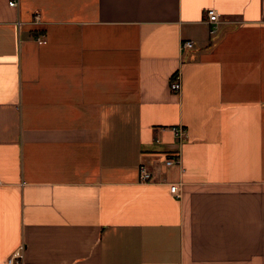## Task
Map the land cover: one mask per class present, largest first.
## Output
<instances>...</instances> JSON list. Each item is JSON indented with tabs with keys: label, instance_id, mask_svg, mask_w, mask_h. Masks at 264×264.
<instances>
[{
	"label": "crops",
	"instance_id": "obj_1",
	"mask_svg": "<svg viewBox=\"0 0 264 264\" xmlns=\"http://www.w3.org/2000/svg\"><path fill=\"white\" fill-rule=\"evenodd\" d=\"M16 1L0 264H264V0Z\"/></svg>",
	"mask_w": 264,
	"mask_h": 264
},
{
	"label": "built area",
	"instance_id": "obj_2",
	"mask_svg": "<svg viewBox=\"0 0 264 264\" xmlns=\"http://www.w3.org/2000/svg\"><path fill=\"white\" fill-rule=\"evenodd\" d=\"M10 5H14L16 4V0H8ZM204 14L206 16V19L209 22V32L210 34H214L218 23L220 21V15L219 13L212 7H208L205 9ZM35 19H38V14L36 13L35 15ZM36 40L38 43H43L45 42V38L43 36H36ZM193 45L192 40L191 39H182L181 41V47H191ZM169 88L170 90L177 92L180 90L181 88V82L178 76V73H174V75L170 78L169 80ZM176 137L179 140H183V138H186L187 133H186V129L184 128L183 125H175L172 127ZM166 164H171L174 162L178 161V157H173V156H167L164 159ZM153 176V172L152 170L143 162L139 163L138 165V180L140 182H149L152 179ZM170 192L173 193L176 196H179V191H178V185L176 183H171L170 184ZM20 256V253L18 250H16L12 255H10L6 261V264H12L13 261Z\"/></svg>",
	"mask_w": 264,
	"mask_h": 264
}]
</instances>
